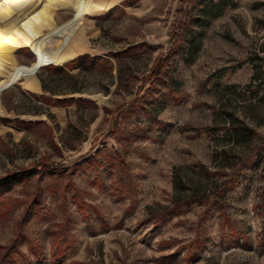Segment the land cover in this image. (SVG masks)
Masks as SVG:
<instances>
[{
  "label": "rangeland",
  "instance_id": "374dc122",
  "mask_svg": "<svg viewBox=\"0 0 264 264\" xmlns=\"http://www.w3.org/2000/svg\"><path fill=\"white\" fill-rule=\"evenodd\" d=\"M102 1L1 79L0 264H264V0Z\"/></svg>",
  "mask_w": 264,
  "mask_h": 264
},
{
  "label": "bare ground",
  "instance_id": "6f19581e",
  "mask_svg": "<svg viewBox=\"0 0 264 264\" xmlns=\"http://www.w3.org/2000/svg\"><path fill=\"white\" fill-rule=\"evenodd\" d=\"M102 0H0V85L3 77H25L15 52L21 47L45 48L57 65L75 58L86 15L110 8ZM72 12L60 24L59 11ZM59 36L58 46H49L47 36ZM88 40V39H87Z\"/></svg>",
  "mask_w": 264,
  "mask_h": 264
},
{
  "label": "trees",
  "instance_id": "16d2710c",
  "mask_svg": "<svg viewBox=\"0 0 264 264\" xmlns=\"http://www.w3.org/2000/svg\"><path fill=\"white\" fill-rule=\"evenodd\" d=\"M181 30L176 33L173 37V44H172V47L170 49V52L171 51H174L176 49V46L178 45V43L180 42V40L182 39V35H181ZM83 58H87L88 56L87 55H83L82 56ZM81 58V56L79 57ZM167 57L166 56H163V57H160L158 60H156L155 64L153 65L150 73L144 78L146 82L148 83H151V87L154 86L155 82L161 77L162 73H163V69L165 67V64H166V59ZM76 60V59H75ZM75 60H73L72 62H74ZM142 101V100H146V95H142L141 97H136L133 101L134 102H137V101ZM133 106V105H132ZM261 146V147H260ZM258 147H256L255 149H253L251 151V153L244 157V158H240L237 160V165H239V168L238 169H234L233 172H231L229 174V179L224 183V191L228 190V189H232V184H234V180L237 178V172L238 170H240V168H242V166L244 164H246L248 161H250L251 159H253L254 157H256V155L261 151L263 145H260ZM19 174L21 175H25L24 173L20 172L16 175H9L7 177H4V178H1L0 179V185L2 184H7V183H10L12 181H16L17 180V177L20 176ZM28 174H32L31 172L30 173H27L26 175ZM228 176V175H227ZM230 184V185H229ZM196 200H199L200 202H208V197H204V198H199V197H193V199H187L185 200V202L189 203V201H196ZM179 202H176V204H178Z\"/></svg>",
  "mask_w": 264,
  "mask_h": 264
}]
</instances>
